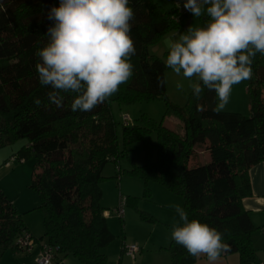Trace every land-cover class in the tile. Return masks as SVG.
I'll list each match as a JSON object with an SVG mask.
<instances>
[{"label": "trees", "instance_id": "obj_1", "mask_svg": "<svg viewBox=\"0 0 264 264\" xmlns=\"http://www.w3.org/2000/svg\"><path fill=\"white\" fill-rule=\"evenodd\" d=\"M59 3L0 0V147L24 140L14 157L34 158L30 187L39 196L44 223L42 236H33L16 205L0 189V256L7 249H20L17 238L29 234L39 245L51 246L54 259L72 255L83 264H106L102 248L114 234L100 201L102 171L109 161L116 163L126 154L130 142L155 130L158 161L134 166L130 173L182 195L189 221L196 219L223 233L229 250L221 255L237 253L238 264H259L252 242L257 227L243 200L252 194L249 169L264 161V55L253 58L248 117L215 111V92L208 89L199 99L190 93L185 106H176L166 97V64L147 47L170 29L183 26L189 12H179V5L166 10L154 0H130L135 13L130 32L136 48L130 58L133 76L120 86L116 99L166 100L164 116L177 118L182 133L162 121L149 126L124 122L120 148L110 98L90 112H73L77 94L61 92L63 107L58 108L48 98L51 87L39 82L36 53L48 43L47 29L54 24L48 13ZM209 19L203 15L200 27ZM35 98L42 101L39 107L33 103ZM197 147L205 151L206 161L196 158ZM173 227L169 226L170 232ZM164 249L170 264H192L197 259L172 237Z\"/></svg>", "mask_w": 264, "mask_h": 264}, {"label": "clouds", "instance_id": "obj_2", "mask_svg": "<svg viewBox=\"0 0 264 264\" xmlns=\"http://www.w3.org/2000/svg\"><path fill=\"white\" fill-rule=\"evenodd\" d=\"M183 8L210 19L169 42L166 67L177 76L196 78L190 84L196 99L204 89L214 91V110L221 111L233 86L251 79L256 54L264 55V0H184ZM134 18L130 0H60L50 9L48 19L54 24L47 29L48 43L36 53V70L40 84L52 89L47 94L52 104L62 108L61 92H72L77 95L71 110L90 112L130 80V58L136 53L130 35ZM183 87L177 82L178 90ZM33 103L39 107L42 101L35 98ZM174 207L183 224L173 227L172 239L191 256L216 264L229 250L223 233L196 219L189 221L183 208Z\"/></svg>", "mask_w": 264, "mask_h": 264}, {"label": "rangeland", "instance_id": "obj_3", "mask_svg": "<svg viewBox=\"0 0 264 264\" xmlns=\"http://www.w3.org/2000/svg\"><path fill=\"white\" fill-rule=\"evenodd\" d=\"M154 1L166 10H170L175 5L184 2V0ZM202 16L194 17L189 12L187 20H190V22L187 27L179 26V28L170 29L148 45V52L162 58L165 62L169 51L168 41L178 40L179 34H186L189 27L193 29L200 27ZM195 81V77L189 80L182 75L177 76L167 67L165 71L167 100L176 106H185L189 94L192 93L190 84ZM177 82L183 83L182 90L176 88ZM248 83L249 79L233 86L229 103L221 111L238 112L245 117L249 116ZM109 98L111 100L112 115L116 121L117 141L120 148L124 146L122 135L124 116L128 117L127 124L129 126L135 124L149 126L151 123L159 124L162 121L164 125L170 127L173 131L182 133V125L177 118L164 116L167 108L164 99L124 102L116 99V93ZM217 103L218 98L215 93L214 108H216ZM142 116L144 118H141ZM145 118L148 120H145ZM156 143V131L149 130L145 138L130 142L126 154L121 156L116 163L109 161L102 171L104 178L100 182L102 190L100 201L101 205L108 211L106 213L107 224L114 234L113 240L102 248L107 256L106 264H170V255L164 247H167L171 240L169 226H179L182 222L174 206L179 205L184 208V199L182 195L174 193L158 181L152 179L147 181L142 176L130 173L134 166H142L146 163L158 161L159 150ZM22 145H24V140L20 139L17 142L0 147V189H4L16 204L27 225L28 223L29 225L31 223L37 224L36 226H39L38 229L42 233L44 231L42 210L35 208L23 212L25 206L30 207V204L37 206L39 196L30 187L34 163L33 156H28L22 160L14 157ZM200 149L199 147L195 149L196 158L202 162L206 161L207 155L203 149ZM146 186L149 189L148 194ZM121 199L126 202L123 219L115 212ZM35 233L39 235L38 232ZM132 244L141 249L136 258H132L126 251L122 252L121 250L122 247ZM21 254H25L21 249H7L0 256V264L5 261L10 264H17L19 262L18 255ZM28 256L31 255L28 254ZM32 263L35 264V259ZM52 264L64 263H56V260H52Z\"/></svg>", "mask_w": 264, "mask_h": 264}, {"label": "crops", "instance_id": "obj_4", "mask_svg": "<svg viewBox=\"0 0 264 264\" xmlns=\"http://www.w3.org/2000/svg\"><path fill=\"white\" fill-rule=\"evenodd\" d=\"M189 22H190V20L186 19L183 26L187 27ZM168 43H169V41H168ZM249 178H250V185H251L252 194L243 200V205H244L245 209L249 212L252 222L257 227V230L252 235V242H253L254 247L257 249V255H258L259 260H260L259 264H264V161H261L259 163L254 164L249 169ZM3 191L6 193V191L4 189H3ZM6 195L8 196L7 193H6ZM33 205L34 204H32V205L30 204V207H27V206L23 207V208H25V210H23V212H25V211L28 212L30 209L38 208V205L37 206L36 205L33 206ZM17 209H18V207H17ZM20 213H21V211H20ZM23 220H24V218H23ZM25 223H26V221H25ZM26 225H27V223H26ZM36 225L37 224H32V223H31V225H29V223H28L27 227L29 229V232L33 236L38 238V237L42 236L44 231L42 233H40L41 231H39V229H38L39 226H36ZM37 229H38V231H37ZM35 232H38L39 235H36ZM42 242L44 243V240ZM140 252H141V249H140ZM24 253H25L24 255H22V254L18 255L19 262H17V264H31L32 262H34L35 256L38 254V248L34 247L32 251H30V252L24 251ZM28 254H30L31 256H28ZM54 260H56V263L62 262L64 264H83L80 260H78L76 257H74L72 255H68L66 257H63L61 260L57 259V258ZM0 262H1V260H0ZM238 263H239V257H238L237 253H230L227 255H221L220 259L216 262V264H238ZM1 264H10V263L5 261L4 263H1ZM192 264H207V259H206V257L201 256L199 259L197 258L196 261Z\"/></svg>", "mask_w": 264, "mask_h": 264}, {"label": "built area", "instance_id": "obj_5", "mask_svg": "<svg viewBox=\"0 0 264 264\" xmlns=\"http://www.w3.org/2000/svg\"><path fill=\"white\" fill-rule=\"evenodd\" d=\"M180 11L187 12L183 8V4H179ZM124 122L127 124V116H124ZM125 211V201L123 199L120 200L118 207L115 209V212L119 217L124 215ZM108 211H105V215ZM16 244H18L19 248L25 252H30L37 245L38 246V254L35 258V264H52V260H54V253L52 247L48 244L44 243L43 245H39L38 242L29 236V234L20 235ZM132 258H136V255L140 252V248L135 246L134 244L125 247V250Z\"/></svg>", "mask_w": 264, "mask_h": 264}]
</instances>
